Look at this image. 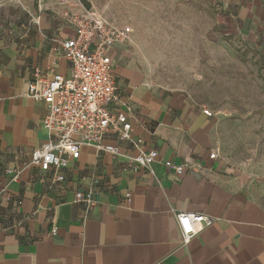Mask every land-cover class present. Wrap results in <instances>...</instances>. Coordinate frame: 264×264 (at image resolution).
<instances>
[{
    "label": "crops",
    "instance_id": "1",
    "mask_svg": "<svg viewBox=\"0 0 264 264\" xmlns=\"http://www.w3.org/2000/svg\"><path fill=\"white\" fill-rule=\"evenodd\" d=\"M213 1L223 32L264 60V0ZM79 10L73 0H0V264H264V167L221 159L213 113L187 92L153 83L125 51L128 43L110 52L111 73L133 109L126 114L132 138L158 153L152 175L129 166L124 156L137 149L114 137L104 144L124 156L83 146L58 170L60 184L57 172L30 164L48 137L45 108L26 88L35 70L69 76L59 43L73 30L62 14ZM165 162L185 169L176 176ZM76 190L92 191L91 213L75 202ZM175 213L213 222L182 246Z\"/></svg>",
    "mask_w": 264,
    "mask_h": 264
},
{
    "label": "rangeland",
    "instance_id": "2",
    "mask_svg": "<svg viewBox=\"0 0 264 264\" xmlns=\"http://www.w3.org/2000/svg\"><path fill=\"white\" fill-rule=\"evenodd\" d=\"M132 29L124 48L156 85L187 92L216 119L219 156L264 167V60L223 32L213 0H73Z\"/></svg>",
    "mask_w": 264,
    "mask_h": 264
},
{
    "label": "built area",
    "instance_id": "3",
    "mask_svg": "<svg viewBox=\"0 0 264 264\" xmlns=\"http://www.w3.org/2000/svg\"><path fill=\"white\" fill-rule=\"evenodd\" d=\"M62 18L73 30L71 38L59 43L62 55L70 65L69 76L53 75L49 79L35 70L34 79L26 88L25 96L45 108L42 127L48 137L32 151L30 164L45 173L54 170L57 172L54 181L60 184L65 181V176L58 170L69 160L76 161L83 146L98 153L124 156L116 146L104 144L107 137H114L137 149L134 157L124 156L129 166L143 168L152 175L150 167L158 162V153L139 148L132 138L126 114L133 113V109L122 102L111 73L110 52L117 45L130 42L132 29L115 24L92 9L64 12ZM121 106L125 112H114L113 108ZM202 113L212 117L208 109H203ZM209 158L215 159L216 153H211ZM163 165L172 169L176 176L185 169L171 162ZM74 200L83 206L86 214L97 206L91 190H76ZM174 219L182 246L213 222L210 217L195 213H175Z\"/></svg>",
    "mask_w": 264,
    "mask_h": 264
}]
</instances>
